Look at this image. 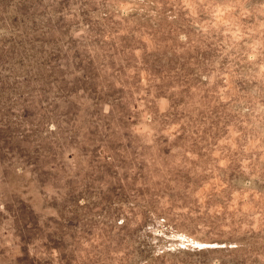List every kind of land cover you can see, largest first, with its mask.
<instances>
[{
    "label": "rangeland",
    "instance_id": "obj_1",
    "mask_svg": "<svg viewBox=\"0 0 264 264\" xmlns=\"http://www.w3.org/2000/svg\"><path fill=\"white\" fill-rule=\"evenodd\" d=\"M0 264H264V0H0Z\"/></svg>",
    "mask_w": 264,
    "mask_h": 264
}]
</instances>
